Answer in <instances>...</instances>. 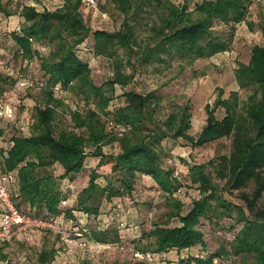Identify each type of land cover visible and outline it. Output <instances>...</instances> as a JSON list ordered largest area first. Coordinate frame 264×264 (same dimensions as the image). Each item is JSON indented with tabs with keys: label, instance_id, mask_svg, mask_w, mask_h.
Here are the masks:
<instances>
[{
	"label": "trees",
	"instance_id": "1",
	"mask_svg": "<svg viewBox=\"0 0 264 264\" xmlns=\"http://www.w3.org/2000/svg\"><path fill=\"white\" fill-rule=\"evenodd\" d=\"M54 1L59 3L40 8L19 3L17 10L8 2L0 4L5 15L22 19L21 32L11 34L15 56L38 59L43 74L37 85L45 101L34 106L32 115L27 111L19 117L16 107L9 122L18 133L10 140L0 130V143H8L0 147V165L17 176L10 189L20 212L70 232L78 227L85 240L102 246L136 242L134 249L152 253L154 264H167V259L178 264H264V44L255 45L249 61L235 71L240 90L249 92L247 98L239 91L225 97L222 88L216 89L217 98L206 104V121L196 135L191 131L192 102H165L161 92L176 77L147 92L124 90L143 73L174 65L183 73L195 61L230 51L237 25L247 20L253 0H202L192 10L189 2L173 0H99L102 12H109V3L124 17L114 31L93 29L90 9L82 0ZM146 17L150 22L142 37L138 26ZM216 22L231 28L228 38L215 34ZM260 29L264 37V21ZM82 52L112 61L113 74L102 85L94 83L90 59ZM16 82L0 72V97ZM117 86L124 90L123 103ZM69 90L84 105L71 107L69 125L60 126ZM219 110H224L221 118ZM223 138L232 141L230 154L210 153L202 163L184 160L187 168L181 172L167 164L169 141L203 148ZM183 180L200 195L189 206L180 198ZM64 182L66 192L61 189ZM249 186L251 191L246 190ZM152 190L162 194L167 210L163 219L148 226L150 213L144 207L152 202L143 194ZM235 190L240 191L238 202L225 196ZM224 219L230 225L223 228L232 237L203 254L200 249L208 248L204 221L219 225ZM55 235L61 242V235ZM62 245H43L36 264H61L57 254L68 247ZM5 248L0 247V259L7 258Z\"/></svg>",
	"mask_w": 264,
	"mask_h": 264
},
{
	"label": "rangeland",
	"instance_id": "2",
	"mask_svg": "<svg viewBox=\"0 0 264 264\" xmlns=\"http://www.w3.org/2000/svg\"><path fill=\"white\" fill-rule=\"evenodd\" d=\"M176 4L183 5L189 2L191 10L194 4L201 2L202 0H173ZM8 2V6L12 10H17L21 0H0V4L4 5ZM35 5L43 6L50 5L52 3H59L54 0H32ZM109 12L89 10L88 14L89 23L93 29H104L108 31L119 30L122 27L124 17L119 13L112 4L107 3ZM148 16V15H147ZM149 17V16H148ZM148 17L145 20L140 21L138 26L139 32L144 36L150 22ZM22 19L19 15H5L4 11L0 9V72L9 74L13 78L22 79L29 77L32 86L22 87L16 89L13 87L7 91L6 97L11 100L15 106H18L19 117L26 115L28 111L29 115H32L33 108L37 104H42L45 101L42 89L37 85L39 80H42L43 74L40 70L38 59L33 60V63L29 67H24L23 58L15 56L17 46L12 38V32L16 30V27H22ZM264 21V0H253V4L250 7V13L246 21L237 25V30L233 36V41L230 51L219 53L208 60L195 61L191 66L180 73L179 67L174 65L171 69H164L162 72L143 73L137 77L136 84L127 86L124 90L128 91L132 88H136L138 91L147 92L151 89H156L160 85L169 82L173 77H176L174 81H170L161 92L165 95V102L169 100L183 103L191 101L193 106V128L192 134L196 135L204 125L206 121V104H214L217 98L218 88H222L225 91V97H228L231 91H239L243 99H246L249 92L240 90L236 81L235 71L239 63H247L250 59L252 48L257 44H264V37L262 35L260 26ZM136 27V24H135ZM17 31V30H16ZM214 32L217 35H223L228 38L231 32V28L224 24L216 22L214 26ZM48 48L43 50L47 53ZM84 57H89L90 67L92 70L91 76L96 85H102L113 74L112 61L104 58L94 56L93 53L85 52ZM130 71V69H128ZM203 72L206 75H203ZM123 89L117 86V93L119 94V103L124 102ZM59 95V94H58ZM65 104L68 107L61 109V116L58 120L60 126L69 125L70 112L78 106H83L84 103L80 102L79 97L69 90L66 93ZM118 101V100H117ZM72 107V108H71ZM91 108H95L94 104H91ZM218 117H223L224 110H219ZM59 126V127H60ZM3 134L9 137L18 133L15 124L12 122L3 123ZM10 134V135H9ZM167 147L171 148V155L167 159V164L170 167H175L179 171L181 168L186 169L184 160L188 163L192 162H206L212 154L223 155L230 154L232 150V141L229 138H223L217 142L203 148H192L185 145L183 140L169 141L166 143ZM171 161V162H170ZM103 172V170H101ZM181 172V171H180ZM105 178L101 177L100 181L104 183ZM183 193L180 198L185 202L186 206H189L191 201L198 198L199 191L196 187L190 186L185 180ZM247 191L252 190V186L246 188ZM239 190L232 192H226L225 196L234 202H238ZM144 198H149L152 202L150 207H144L150 213L148 226L152 223L159 222L164 218V212L167 208L164 203V197L161 193L152 190L151 192H145ZM230 222L228 219L221 220L219 225L211 224L208 221H204V231L206 233V239L208 241V248L200 249V252L207 254L210 251H215L221 244L226 243L232 237V232L228 229H224V226L229 227ZM73 235V234H72ZM70 235L67 240L74 239L68 243V247L61 248L57 254L59 260L62 263L70 261L69 264H106L120 262L121 264H136L135 257L131 248L136 247V242H128L125 246H105L104 248H93L91 244L87 243L84 246L80 237H72ZM57 235L47 230H33L27 233H21L13 241L6 245V255L10 260V264H36L38 253L46 245L51 247L54 244L56 246H63V239L57 243ZM80 239V240H79ZM146 240L141 242L145 244ZM134 245V246H133ZM229 263V261H226Z\"/></svg>",
	"mask_w": 264,
	"mask_h": 264
},
{
	"label": "built area",
	"instance_id": "3",
	"mask_svg": "<svg viewBox=\"0 0 264 264\" xmlns=\"http://www.w3.org/2000/svg\"><path fill=\"white\" fill-rule=\"evenodd\" d=\"M47 1V0H46ZM83 4L86 8L93 10V11H100V4L99 0H82ZM22 7L25 5H32L37 8L42 6L35 5L32 0H21ZM48 6V5H43ZM102 15L105 14L102 12ZM18 32H21V27H16ZM41 51L46 50V48H40ZM33 63V60L24 59L23 65L24 67H29ZM32 82L29 77H24L19 79L16 84V89H21L22 87L31 86ZM56 90H59V86L55 87ZM16 116V106L11 101L8 100L6 96L0 97V124L4 122H9L10 120L14 119ZM22 126H26V119H22L21 121ZM17 176L14 172H4L1 165H0V247H3L13 241L18 235L21 233H27L33 230H48L54 234H60L61 238L64 240L65 243H70L74 239L67 240L66 238L70 235H75L76 237H80L83 241L84 246L87 243L91 244V247L97 249L101 248L102 245L99 243H95L92 241H87L84 239L82 232L78 227L72 229V232L63 230L56 222L40 219L33 217L29 214H23L20 212L18 207L13 201L11 186L16 184ZM68 185L64 182L62 185V191H67ZM64 206L69 204L67 199L62 201ZM71 237V236H70ZM137 237V236H136ZM79 239V240H80ZM125 245H123L124 247ZM133 251V255L135 260L137 261H146L149 263H157L154 255L150 252H141L134 248H131ZM217 263V260H215ZM0 264H10L9 258H2L0 259Z\"/></svg>",
	"mask_w": 264,
	"mask_h": 264
},
{
	"label": "crops",
	"instance_id": "4",
	"mask_svg": "<svg viewBox=\"0 0 264 264\" xmlns=\"http://www.w3.org/2000/svg\"><path fill=\"white\" fill-rule=\"evenodd\" d=\"M27 115H29V114L27 113ZM2 128H3V123L0 124V130H1ZM2 131H4V130L2 129ZM9 135H10V134H9ZM5 136H6V138H7V141L10 140V139H9L10 137H9L8 135H5ZM7 141H4V142L0 143V147H5V146H7V144H8ZM135 216H136V214L133 212V213H132V217L134 218ZM70 224H71V223H70ZM104 247H105V246H102L100 249H102V248H104ZM169 257H171V256L169 255ZM68 262L70 263V261H68ZM68 262H66V261H65L64 263L61 262V264H69ZM166 262H167V264H178L177 262H170V261H168V259H167Z\"/></svg>",
	"mask_w": 264,
	"mask_h": 264
}]
</instances>
